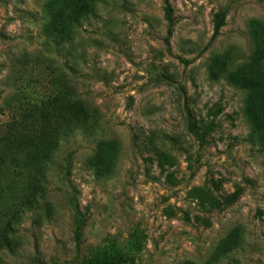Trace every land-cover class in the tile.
Returning <instances> with one entry per match:
<instances>
[{
    "label": "rangeland",
    "instance_id": "obj_1",
    "mask_svg": "<svg viewBox=\"0 0 264 264\" xmlns=\"http://www.w3.org/2000/svg\"><path fill=\"white\" fill-rule=\"evenodd\" d=\"M169 1L0 0V264H264V0Z\"/></svg>",
    "mask_w": 264,
    "mask_h": 264
},
{
    "label": "trees",
    "instance_id": "obj_2",
    "mask_svg": "<svg viewBox=\"0 0 264 264\" xmlns=\"http://www.w3.org/2000/svg\"><path fill=\"white\" fill-rule=\"evenodd\" d=\"M163 2H164V6H165L164 9H165L166 20L168 21L169 25L172 26L174 23L172 6H171L169 0H163ZM64 99H67V97H65ZM68 100H70V98ZM21 129H22L21 127H19V128H13L12 127L9 130V132L4 134L3 140H0V141H3V142H1L2 152H3L2 158L3 159H2V161L0 159V161H1V163L4 164L5 167L8 166V168L11 171H14V168H12V167L15 166L19 162V157H18L17 150H15L14 154H10V156H8V153L12 150V148L18 149V147H20L23 144L24 140L26 139V136H23V135L20 136V134H17V132H19ZM28 139L33 141V142L35 141L34 136L28 137ZM31 154H32V150L30 148L27 150L26 155H22V157L25 156L29 162L30 161L29 159H31ZM3 169L6 170L7 168H3Z\"/></svg>",
    "mask_w": 264,
    "mask_h": 264
}]
</instances>
